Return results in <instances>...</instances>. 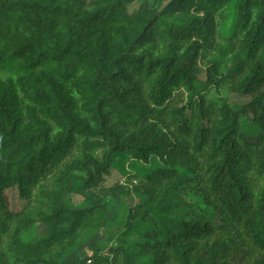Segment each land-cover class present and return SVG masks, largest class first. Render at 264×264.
Wrapping results in <instances>:
<instances>
[{
    "label": "trees",
    "instance_id": "trees-1",
    "mask_svg": "<svg viewBox=\"0 0 264 264\" xmlns=\"http://www.w3.org/2000/svg\"><path fill=\"white\" fill-rule=\"evenodd\" d=\"M0 264H264V0H0Z\"/></svg>",
    "mask_w": 264,
    "mask_h": 264
},
{
    "label": "rangeland",
    "instance_id": "rangeland-1",
    "mask_svg": "<svg viewBox=\"0 0 264 264\" xmlns=\"http://www.w3.org/2000/svg\"><path fill=\"white\" fill-rule=\"evenodd\" d=\"M228 19H229V16L226 17V19L218 26V33L220 34H225L226 32V28H227V25H228ZM202 77H204L202 75ZM231 97L233 99H237L236 96H234L233 94L231 95ZM240 99V98H238ZM119 180L120 182H123L124 181V177L116 170V169H112V173H111V176L108 178L107 180V183H113L115 181ZM8 195H9V199H10V207L12 209H18L20 208L24 201L21 200L18 196H17V191L15 188H10L8 191H7ZM71 199H72V202L74 204H81L82 201L79 197H77L75 194H72L71 195ZM129 202L133 201V197H128L127 198Z\"/></svg>",
    "mask_w": 264,
    "mask_h": 264
}]
</instances>
